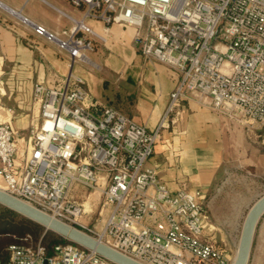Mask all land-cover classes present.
<instances>
[{"label":"built area","instance_id":"1","mask_svg":"<svg viewBox=\"0 0 264 264\" xmlns=\"http://www.w3.org/2000/svg\"><path fill=\"white\" fill-rule=\"evenodd\" d=\"M107 25L135 28L145 57L180 75L162 117L147 129L112 106L99 107L74 74L53 86L36 83L40 117L18 156V133L0 122V177L7 192L144 264H230L211 236L200 189H169L149 164L159 134L182 99H197L247 128L264 126V0H72ZM27 21V18H24ZM80 60L93 42L83 19L50 32L33 24ZM102 174H105L103 178ZM103 181L105 183L103 184ZM100 189L104 224H82L75 185ZM0 264H116L70 241L51 248L30 234L8 247Z\"/></svg>","mask_w":264,"mask_h":264},{"label":"crops","instance_id":"2","mask_svg":"<svg viewBox=\"0 0 264 264\" xmlns=\"http://www.w3.org/2000/svg\"><path fill=\"white\" fill-rule=\"evenodd\" d=\"M73 19H83L93 31L79 33L93 42L87 60L33 28L41 24L58 32L70 28ZM134 35L133 26L107 25L87 14L85 4L76 6L72 0H0V122L10 121L18 133L17 160L28 151L30 124L40 117V103H33L35 84L53 86L70 74L84 80L99 107L112 106L147 129L156 128L180 75L166 63L145 57ZM263 129L247 128L197 99H182L162 128L149 164L173 192L202 190L209 219L206 202L216 186L230 176L264 173ZM5 185L0 177V188ZM71 195L86 208L81 223L100 228L109 213V208L99 212L100 189L76 184ZM257 226L249 264H264V214Z\"/></svg>","mask_w":264,"mask_h":264},{"label":"water","instance_id":"3","mask_svg":"<svg viewBox=\"0 0 264 264\" xmlns=\"http://www.w3.org/2000/svg\"><path fill=\"white\" fill-rule=\"evenodd\" d=\"M0 204L44 226L47 231H52L70 242L91 249L116 264H144L83 230L50 215L2 189H0ZM263 214L264 194L253 203L245 217L233 264H248L256 227Z\"/></svg>","mask_w":264,"mask_h":264},{"label":"rangeland","instance_id":"4","mask_svg":"<svg viewBox=\"0 0 264 264\" xmlns=\"http://www.w3.org/2000/svg\"><path fill=\"white\" fill-rule=\"evenodd\" d=\"M36 102L33 99V103ZM261 133L264 136V129ZM258 175V177L245 175L227 177L216 186L212 197L206 202L209 223L214 226L211 236L218 244L226 248L230 256V264L237 251L245 217L253 203L264 194V173H258ZM257 228L258 226L256 231ZM45 231L47 230L44 227L43 232ZM256 231L253 245L258 239ZM32 238L36 240L33 236Z\"/></svg>","mask_w":264,"mask_h":264},{"label":"trees","instance_id":"5","mask_svg":"<svg viewBox=\"0 0 264 264\" xmlns=\"http://www.w3.org/2000/svg\"><path fill=\"white\" fill-rule=\"evenodd\" d=\"M43 229L44 226L0 204V258H7L9 245L19 242L27 234H32L36 240L41 238L48 248L56 242L67 241L52 231L43 232Z\"/></svg>","mask_w":264,"mask_h":264},{"label":"bare ground","instance_id":"6","mask_svg":"<svg viewBox=\"0 0 264 264\" xmlns=\"http://www.w3.org/2000/svg\"><path fill=\"white\" fill-rule=\"evenodd\" d=\"M0 189H2V188H0ZM2 190H5L6 191V189H2ZM30 204V203H29ZM236 255V254H235ZM234 259H235V256H234V258H233V260H232V262H231V264H233V262H234Z\"/></svg>","mask_w":264,"mask_h":264}]
</instances>
